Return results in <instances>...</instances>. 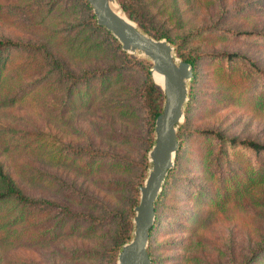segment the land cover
Listing matches in <instances>:
<instances>
[{"label": "rangeland", "instance_id": "1", "mask_svg": "<svg viewBox=\"0 0 264 264\" xmlns=\"http://www.w3.org/2000/svg\"><path fill=\"white\" fill-rule=\"evenodd\" d=\"M138 1L151 24L167 33L173 51L178 44L200 55L185 145L176 165L174 157L170 186L157 205L150 240L154 264H240L264 244V180L251 174L257 165L264 168V155L255 160L256 155L231 146L219 151L213 137L198 131L264 143V80L222 56L244 55L264 70V0ZM87 32L70 0H0V38L42 44L76 74L111 70L105 78L80 86L81 94L68 101L64 84L57 82L40 50L6 51L0 64V99L9 104L0 105V167L30 197L103 216L100 206L91 209L68 196L58 183L62 178L120 215L127 193L120 187L108 189L100 180L137 179L133 165L145 133L137 98L143 76L118 53L95 46V36ZM9 95H15L11 102ZM188 101L187 95L183 112ZM184 119L183 113L180 124ZM60 145H91L132 164H106L94 173H80L72 164L48 158L47 152ZM114 221L92 234L63 232L50 242L32 233L50 222L31 227L29 220L16 223L18 236L13 232L0 239V264H104L101 253L111 243ZM251 264H264V252Z\"/></svg>", "mask_w": 264, "mask_h": 264}, {"label": "trees", "instance_id": "2", "mask_svg": "<svg viewBox=\"0 0 264 264\" xmlns=\"http://www.w3.org/2000/svg\"><path fill=\"white\" fill-rule=\"evenodd\" d=\"M75 9L79 10L82 14L84 26L87 29V34L94 35L96 38L95 46L105 45L114 52L118 53L124 58L127 66L134 70L139 71L143 80L137 89V98L139 99V104L144 112V125L145 133L141 141V151L138 162L133 166H137L138 170L135 174L137 178L136 181L129 182H115L113 179L107 178L105 180H100L104 184V187L111 189L112 187H120L127 193L125 199V207L121 210L120 215L115 211H111L105 205L101 204V201L80 190L78 187L70 184L64 179L60 178L58 183L67 189L66 194L71 195V198L79 204L89 206L91 209L100 206L103 211V216H97L92 213L91 210L80 211L75 210L65 203L50 200L46 198L30 197L23 193L21 189L15 184L14 180L5 172L2 171L0 167V239L7 240L11 233L15 232L18 236L19 231L15 228L16 223H23L26 220L31 221L30 227L39 224L40 222H50V225L46 229L33 231L32 233L38 237L40 240L50 242L61 235L63 232H76L80 234L85 233H95L98 228H101L103 224L109 222V219L114 221V232L111 234L112 239L108 247L103 249L102 255L104 256V264H114L116 260V255L120 249V246L126 242L129 238L131 228H132V217L133 208L138 202V186L141 185L147 169L149 167V162L147 160V152L153 144V122L157 114L161 111V105L163 102V95L160 87L156 85L150 76L148 71L150 63L145 59H138L133 55L122 51L119 43L112 37V35L105 30L103 27L98 26L95 22L94 15L91 11L90 6L85 0H70ZM120 9L123 11L125 16L133 21L141 31L146 33L148 36L154 39L165 38L169 43L167 33L162 31L151 24L150 18L144 13L138 0H116ZM40 50L44 57L46 58L47 64L51 71H54L57 76V82L59 84H64V96L68 98V101L73 96L77 98L81 94L78 90L80 86H85L89 82L97 79H103L105 76L110 74L111 70L106 69H92L83 70L82 72L76 74L71 72L66 66H64L61 60L53 57L50 52L41 44H31L18 39L10 38H0V64L4 59V53L9 50ZM175 56L188 63L192 68V78L189 80V91L188 97L189 101L184 109V121L177 127L176 138L178 140V151L175 156L176 160L184 148L185 136L187 131L186 123L188 119V111L190 110L191 99L193 97L192 85L197 77V64L200 55L193 54L190 51H185L178 44L174 45ZM223 58L227 61H237L241 63L246 69H248L253 75L262 78L264 80V70L260 68L253 60L244 55L237 53H223ZM8 100L10 102L15 98V95H9ZM9 104L4 101V98L0 99V105ZM139 107V108H140ZM130 108V107H129ZM133 113L132 110H130ZM115 133V132H113ZM199 134L203 133L213 137L218 145L219 151L223 146L239 147L248 152L256 155L254 159H257V155H264V143L254 141L249 138H236V137H225L219 132L212 130H201L198 131ZM41 136L40 133H37ZM123 137H126V133H121ZM134 140H139L137 137H133ZM48 158H56L62 163L72 164L77 172L90 174L101 169L103 165L120 166L121 164L127 166L131 165L130 161L124 158L118 157L115 154L109 153L107 151L99 150L91 145L77 146V145H60L59 148L49 150L47 152ZM261 164L264 166V160H261ZM176 167V166H175ZM174 167V168H175ZM171 169L168 171L163 190L161 194L157 197L154 203L155 220L152 228L149 231L148 245L146 251L150 257L151 264H154L153 257L151 256V245L150 240L152 235L156 230V225L158 222V203L164 192L170 186V176L172 174ZM251 170V174H254L260 181L264 180V168H260L258 165ZM128 169V168H124ZM263 174V175H262ZM35 175H33L34 178ZM255 178V179H256ZM98 180V179H96ZM65 182V183H64ZM113 212V213H111ZM112 214V215H111ZM37 215L41 216L37 221H33ZM25 229V227H24ZM258 252H264V244L253 248L244 261L240 264H251L252 260L256 257Z\"/></svg>", "mask_w": 264, "mask_h": 264}, {"label": "water", "instance_id": "3", "mask_svg": "<svg viewBox=\"0 0 264 264\" xmlns=\"http://www.w3.org/2000/svg\"><path fill=\"white\" fill-rule=\"evenodd\" d=\"M85 1L91 8L96 24L116 39L121 50L137 53L150 63L148 71L152 81L162 91L161 111L153 122V144L147 152L149 167L138 186V202L133 208L131 235L120 246L114 263L151 264L146 247L155 220L154 203L178 150L176 132L183 119L192 68L175 56L173 48L164 38L154 39L141 31L125 16L116 0L113 2L120 12L111 9L107 0ZM153 72L162 76L161 83L153 79Z\"/></svg>", "mask_w": 264, "mask_h": 264}, {"label": "bare ground", "instance_id": "4", "mask_svg": "<svg viewBox=\"0 0 264 264\" xmlns=\"http://www.w3.org/2000/svg\"><path fill=\"white\" fill-rule=\"evenodd\" d=\"M107 4L109 5V7L113 10H117L118 11V7L115 5V3L113 2V0H107ZM120 12V11H118ZM153 79L158 82L161 83L162 82V76L158 75L156 73L153 72Z\"/></svg>", "mask_w": 264, "mask_h": 264}]
</instances>
